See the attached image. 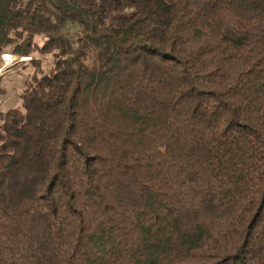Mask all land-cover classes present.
Listing matches in <instances>:
<instances>
[{"label": "trees", "instance_id": "trees-1", "mask_svg": "<svg viewBox=\"0 0 264 264\" xmlns=\"http://www.w3.org/2000/svg\"><path fill=\"white\" fill-rule=\"evenodd\" d=\"M6 49L0 264H264V0H0Z\"/></svg>", "mask_w": 264, "mask_h": 264}, {"label": "rangeland", "instance_id": "rangeland-1", "mask_svg": "<svg viewBox=\"0 0 264 264\" xmlns=\"http://www.w3.org/2000/svg\"><path fill=\"white\" fill-rule=\"evenodd\" d=\"M28 0H21L22 3L27 2ZM99 2V1H98ZM133 13L132 10H125L123 12L114 14L111 12H107L106 17H110L113 15L117 16H129ZM76 32L72 30V34ZM47 40L45 36L36 37V41L39 45H42ZM2 54H10V50L6 49L5 51L0 52V56ZM12 55V54H10ZM40 70L42 73H47L50 68L53 66V57L51 55L40 56ZM31 60L27 66H23L19 69L18 72L7 74L5 76H0V113H5L7 110L11 108L20 107V94L23 90V83L25 80L29 79L34 71V66H32V62L34 57H30ZM19 66V65H18ZM21 66V65H20ZM1 124V121H0Z\"/></svg>", "mask_w": 264, "mask_h": 264}, {"label": "bare ground", "instance_id": "bare-ground-1", "mask_svg": "<svg viewBox=\"0 0 264 264\" xmlns=\"http://www.w3.org/2000/svg\"><path fill=\"white\" fill-rule=\"evenodd\" d=\"M30 60L31 58L26 56L2 54L0 56V76L18 72L21 67L27 66Z\"/></svg>", "mask_w": 264, "mask_h": 264}]
</instances>
